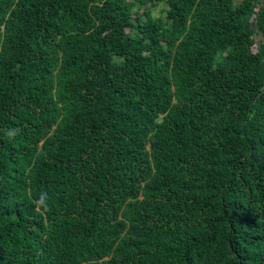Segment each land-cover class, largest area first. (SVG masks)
Segmentation results:
<instances>
[{"label": "trees", "instance_id": "obj_1", "mask_svg": "<svg viewBox=\"0 0 264 264\" xmlns=\"http://www.w3.org/2000/svg\"><path fill=\"white\" fill-rule=\"evenodd\" d=\"M0 264H264V0H0Z\"/></svg>", "mask_w": 264, "mask_h": 264}, {"label": "clouds", "instance_id": "obj_2", "mask_svg": "<svg viewBox=\"0 0 264 264\" xmlns=\"http://www.w3.org/2000/svg\"><path fill=\"white\" fill-rule=\"evenodd\" d=\"M9 135H15V132L10 131ZM34 204L41 211V213L48 211L47 194L41 193L39 198L34 201Z\"/></svg>", "mask_w": 264, "mask_h": 264}]
</instances>
